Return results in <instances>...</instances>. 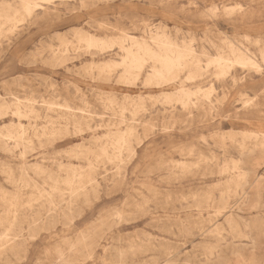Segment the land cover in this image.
<instances>
[{
  "label": "rangeland",
  "instance_id": "374dc122",
  "mask_svg": "<svg viewBox=\"0 0 264 264\" xmlns=\"http://www.w3.org/2000/svg\"><path fill=\"white\" fill-rule=\"evenodd\" d=\"M75 28L102 37L116 36L121 30L142 37L149 30L163 29L176 42L190 43L203 65L208 56L216 55L218 45L229 40L246 49L260 68L235 65L220 79L206 72L187 80L190 88L213 90L209 100L182 107L163 98L164 91H174L176 85L148 88L140 79L127 87L114 78L93 80L82 71L92 58H108L116 49L100 56L91 54L94 49L70 46L54 60L58 37L73 41ZM263 48L264 0H52L41 2L12 31L1 32L0 102L29 99L37 114L18 120L11 107L0 118V128L21 121L32 136L31 127L41 129L54 121L63 127V134L53 144L39 146L34 141L33 150L14 147L12 142L10 149L4 148L0 141V164L9 163L13 179L11 183L0 172V187L17 190L20 205L10 214L16 217L10 231L13 245H0V251L6 250L0 252V264H264V154L257 149L242 156L237 142L222 144L213 135L228 130L264 135ZM139 99L143 106L135 114L128 110L121 114L122 104ZM132 124L137 132L130 161L96 162V182L71 200L54 194V207L39 197V191L50 190L47 172L65 175L59 162L87 166L85 159L69 158L63 149L80 143L96 150L100 141L93 138ZM232 158L243 159L246 181L241 189L228 181L227 174L219 173V167ZM177 161L186 167H178ZM32 164H39L44 172L39 174ZM2 206L0 202V215ZM3 224L0 232L7 227ZM214 244L216 255L207 259Z\"/></svg>",
  "mask_w": 264,
  "mask_h": 264
},
{
  "label": "bare ground",
  "instance_id": "6f19581e",
  "mask_svg": "<svg viewBox=\"0 0 264 264\" xmlns=\"http://www.w3.org/2000/svg\"><path fill=\"white\" fill-rule=\"evenodd\" d=\"M51 1L52 0H9V1H6L5 3L0 4V33L4 32V31H12L16 27V24L18 22L22 21L26 16L30 15L34 11L35 8L41 6V2L49 3ZM228 10H229V8H228ZM72 36L74 39L73 41H70L63 36L58 37L59 47H58L57 51H54L52 54L53 55L52 58L54 60H59V58H61L67 52V49L70 46L74 47V48L76 47V48L85 49V50L94 49L95 51L92 52L91 54H97L100 56H103L106 53H109V52L114 51L116 49V51L113 54H111V53L108 54L109 55L108 58L102 57V59H99V60H95L94 58H92L90 61H88L83 66L82 71L86 74V76H89L93 80L109 82V81L113 80V78H114L117 83H120L122 85L124 84L127 87H129V86L134 87V85H136V82L139 81L140 79H141L142 85L145 87H148V88H160V87H164L167 85H176L174 91H164L163 98H164V101L167 103L175 102V103L180 104L182 107H187L192 101L198 102L202 99L209 100L210 92L213 90L212 88L210 90H202V88L200 86L197 87L196 89L190 88V87L185 85V82L187 80H190L193 78H199L206 72H211V74L216 79H220L221 77H224L229 72L230 68L234 67L235 65H239V67L240 66L241 67H249V68H254V69L260 68V66H258V63L248 53V51L246 49H242L241 47L238 46L239 44L237 45V44H235L229 40L223 41V43L218 45L216 55L215 56H208L206 59V63L203 65L201 63L200 58H199L200 56H198V54L192 48L190 43H186V42L178 43V42H176L169 35H167L166 31L163 29L155 30V31L149 30L146 32V35L142 36V37H138L134 34L127 33L124 30H121L119 32V34H117L116 36H113V37H102V36H98V35H95L93 33H90L84 29L75 28L72 31ZM254 48H255V46H254ZM112 55H115V56L117 55V56H119V58L116 59L115 57H112ZM52 58H50V60H52ZM261 60H262V62H264V48L261 50ZM114 72H116L118 75H114ZM183 73H186V76L184 79H182V77H181V75ZM108 100H110V99H108ZM29 101L30 100L27 99L25 102H22L19 100L15 101L14 103L0 102V118H2L6 114L7 110L11 107H14V109L12 110V115L17 117L18 120H20L21 118H26V117L29 118L31 115H36L37 112H36L35 108L33 107V105ZM129 104H122L121 105L120 110H121L122 115H123L124 110L125 111L128 110V112L130 111L132 114H135V112L143 106V103L140 99L139 100H133L132 103H129ZM65 107H67V105H65ZM182 110H183V108H182ZM211 110H212V108H211ZM168 112H169V110H168ZM138 113H140V112H138ZM114 117H116V116H114ZM84 119H86V118L84 117ZM226 119H228V116ZM121 120L119 122H121ZM122 122L125 123L123 120H122ZM49 123H50L49 125L43 126L41 129H38L36 127H31V129L33 130L32 136H29L26 134L27 128L24 126V124L21 121L14 122V123L8 124V125H4L3 127L0 128V141L3 142L2 146L4 148L9 147V149H10L9 145H10V142H12V145L14 147H22L23 150L29 148L31 150L33 148L34 141H37L39 146H44L45 144H51V143L53 144V142L57 138L60 137V134H63V133H61L62 132L61 129L63 127L60 125H57V123H55L54 121H50ZM59 124H61V123H59ZM77 124H78V121H77ZM142 124H143V122H142ZM162 130L164 131L165 129L162 128ZM136 132L137 131L135 130V127L132 124L131 126H127L123 130H121V129H116L115 131L109 130L107 133H105L102 136H97L96 138H93L94 137L93 136L92 138L94 139L95 142L100 141L98 148L96 146V148H97L96 150H91V148H89L83 144H80V143L76 144L74 147H71L68 149H63V153L69 158L73 157L74 159L75 158L85 159L87 161L86 162L87 166L84 168L82 166L78 167L77 165L70 163V162L69 163L59 162L58 168L65 172V175L63 177H61L59 175L58 176L55 175L56 173L55 174L52 173V170H51V173H48L47 171L50 170V169H48L46 171L48 175H46V176L51 181L50 190L48 191V190L44 189V190L39 191V197H44L46 199V201L49 202V204L51 206L53 205V207H54L55 205H54V201L52 199L54 194H58L59 198H61L62 200H65V197H68V199L71 200L72 198H74L77 195H79L80 193H82L85 190L84 188L86 187L87 184H92L95 181L94 172H95V163L96 162H104V161L117 162V163H121V165H122V162L124 160H126L127 158L130 159L134 156L135 151H134V148L132 146V141L136 137ZM75 135H77V134H75ZM213 135L222 144H226V142H225L226 140L237 142L239 151H240L242 156L250 154L251 152H253L254 150H257V149L260 152H262V154H264V135H256V134H252V133H248V132L235 131V130H228V131H223V132H214ZM139 140H140V138H139ZM250 140L251 141L253 140L252 146H250L248 144V142ZM88 143H89V141H88ZM4 151H5V149H4ZM9 154H11V153H9ZM80 160H82V159H80ZM128 161H130V160H128ZM242 161H243L242 158H238V159L232 158L230 160L225 161L219 167V173L220 174H227L229 176L228 181L230 183H232L236 188L237 187L240 188L239 185L241 184V182H242V184L245 185V183H243V181L244 182L246 181L245 180L246 179V173L243 171V169L241 168V165H240L243 163ZM8 164L1 163L0 164V172L3 173L4 175H6V179L8 181H11V183H13L12 173L10 171V167ZM176 165L178 167L183 168V169L186 167V164L183 161H177ZM21 169H22V172H23V170L25 171V168L22 166H21ZM21 169H19V170H21ZM31 169H33V168H31ZM34 169L37 172H39V174L40 173L42 174V172H44L43 168L39 164H35ZM119 169H120V166H119ZM33 172L35 173V171H33ZM35 174H37V173H35ZM44 174L42 176H44ZM36 178H38V177H36ZM46 181H48V180H46ZM26 182H28V180ZM42 182H44V180ZM60 182L63 183L62 186H61ZM34 183L36 184V182H34ZM219 183H221V182H219ZM246 184H247V182H246ZM48 185L49 184H47V186ZM23 186H24V184H23ZM39 186H41V185L39 184ZM2 187H0V202L3 203L2 208L4 209V211L2 212L3 214L0 215V225L3 224L4 222H6L7 227L5 228V230L3 229V231L0 232V245L2 246L4 244H8L7 246L9 247L13 243L11 241L13 239L10 237L11 236L10 231H12V229H14V228H12V226L15 223L14 221L16 219L15 215L10 216V214L13 212H16L15 210L17 207L19 210L20 205L18 206V200H17L18 191L17 190L7 191V190H4ZM90 187H92V186H90ZM225 189H227V186ZM89 190H91V189H89ZM85 192H86V190H85ZM240 192H241V190H240ZM203 193H204V191H203ZM24 194H26V193H24ZM207 194L211 195L210 192ZM181 196H184V195H181ZM222 196L224 197L223 194H222ZM32 197L33 196H31V198ZM204 197L205 196H203L202 198H204ZM205 198H208V197H205ZM228 198H226V199H228ZM33 199H34V197H33ZM28 201H30V200H28ZM33 201L35 202V200H33ZM33 201H31V202L34 204ZM221 202H223V201H221ZM32 203H30V204H32ZM35 203H38V202H35ZM40 203H41V201H40ZM197 203H199V202H197ZM225 203H227V202H225ZM222 204H224V203H222ZM31 206H28V208H30ZM59 206H60V204H59ZM236 206H237V204H236ZM236 206H234V207H236ZM36 207H38V206H36ZM44 207H45V205H44ZM48 207L50 208V206H48ZM196 207H198V206H196ZM201 207H202V205H201ZM201 207L198 209H201ZM49 208H47V210ZM28 210H30V209H28ZM43 210H45V209H43ZM237 211H238V209H237ZM54 212H55V210H54ZM20 213H22V212H20ZM20 213H19V215H20ZM36 213H38V211ZM16 216H17V213H16ZM230 216L227 217L228 221L231 220ZM41 218H42V216H41ZM46 218H48V215ZM114 218H115V216H114ZM211 218L213 219V217H211ZM198 219H199V217H198ZM207 220H206V222H207ZM33 222L35 223V221H33ZM33 222L31 221V223H33ZM232 222L235 224L234 220ZM28 223H29V220H28ZM17 224H16V226H17ZM64 224H66V223H64ZM199 224H201V223H199ZM115 226H116V224H115ZM235 226L237 228V225H235ZM110 227H111V225H110ZM204 227H206V226H204ZM184 228H185V226H184ZM201 228H203V225ZM217 229H219V228H217ZM178 231H179V229H178ZM201 231H203V230H201ZM238 232H240V231H238ZM208 233H210V232H208ZM102 236H104V235H102ZM100 239L101 238H99V240ZM17 240L20 242L19 239H17ZM93 240H95V239H93ZM215 240H216V238H215ZM68 242H70V241H68ZM15 243H17V242H15ZM164 243L166 244V242H164ZM5 246H2V248H4ZM14 246H15V244H14ZM110 246H111L110 248H112V245H110ZM22 247H24V246L22 245ZM72 247L73 246H71L69 249L71 250ZM216 247L217 246H215V244L211 245L209 248L207 247L208 251L205 255L207 257V259L211 260L212 256L214 257V254H215L214 251H215ZM12 249H11V251H12ZM87 249H88V251L90 250L88 248V246H87ZM17 250H19V249H17ZM2 251H0V252L2 253ZM5 251H3V252H5ZM93 251L94 250L91 248V254ZM56 252L58 253V251H56ZM74 252H76V251H74ZM77 252H79V251L77 250ZM61 257H62V255H61ZM219 259H220V257H219ZM4 260H5V258H4ZM68 263H70V262H68ZM243 264H251V263L246 262Z\"/></svg>",
  "mask_w": 264,
  "mask_h": 264
}]
</instances>
